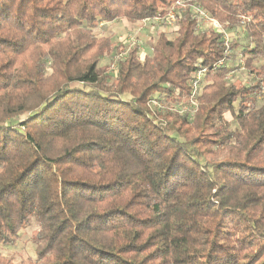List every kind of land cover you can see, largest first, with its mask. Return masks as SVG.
I'll return each mask as SVG.
<instances>
[{
	"label": "trees",
	"instance_id": "trees-1",
	"mask_svg": "<svg viewBox=\"0 0 264 264\" xmlns=\"http://www.w3.org/2000/svg\"><path fill=\"white\" fill-rule=\"evenodd\" d=\"M31 227V264H264V0H0V247Z\"/></svg>",
	"mask_w": 264,
	"mask_h": 264
},
{
	"label": "rangeland",
	"instance_id": "rangeland-1",
	"mask_svg": "<svg viewBox=\"0 0 264 264\" xmlns=\"http://www.w3.org/2000/svg\"><path fill=\"white\" fill-rule=\"evenodd\" d=\"M199 17L206 19L207 17L199 11L198 8L193 9ZM207 26H212V22L208 21ZM162 25L161 22L149 21L138 23L134 26L128 25L124 20H117L112 23H108L104 26H100L94 30L96 37H110V40L115 48L110 57H104L100 61V66L105 68H110V71H114L115 62L117 59H122L125 53L134 45H137L140 51V57L143 59L145 56L149 55L150 44L152 37H155L161 31L174 32L175 27L165 23ZM121 45L125 52L123 54H116V47ZM232 79H237L247 83V77L242 72H236L230 74L229 77ZM180 110H184L186 106H178ZM177 107V109H178ZM34 231L31 227L21 234V237L14 247H0V262L3 260H12V264H31L33 259V249L30 243V235ZM4 262V261H3ZM23 262V263H21Z\"/></svg>",
	"mask_w": 264,
	"mask_h": 264
},
{
	"label": "built area",
	"instance_id": "built-area-1",
	"mask_svg": "<svg viewBox=\"0 0 264 264\" xmlns=\"http://www.w3.org/2000/svg\"><path fill=\"white\" fill-rule=\"evenodd\" d=\"M155 21L158 22L159 20L156 19ZM174 21H175V12L173 10H171L168 13V16L166 18V23L171 26L174 23ZM211 22H212V26H213L212 28L220 30L219 24H217L216 22H213V21H211Z\"/></svg>",
	"mask_w": 264,
	"mask_h": 264
}]
</instances>
